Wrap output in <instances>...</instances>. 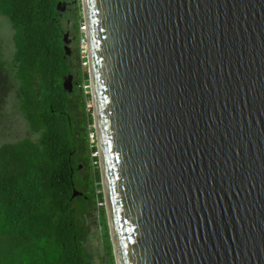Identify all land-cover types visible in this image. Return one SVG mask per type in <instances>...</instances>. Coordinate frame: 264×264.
Instances as JSON below:
<instances>
[{
  "label": "water",
  "instance_id": "obj_1",
  "mask_svg": "<svg viewBox=\"0 0 264 264\" xmlns=\"http://www.w3.org/2000/svg\"><path fill=\"white\" fill-rule=\"evenodd\" d=\"M79 1L115 264H264V0Z\"/></svg>",
  "mask_w": 264,
  "mask_h": 264
},
{
  "label": "trees",
  "instance_id": "obj_2",
  "mask_svg": "<svg viewBox=\"0 0 264 264\" xmlns=\"http://www.w3.org/2000/svg\"><path fill=\"white\" fill-rule=\"evenodd\" d=\"M60 1L0 0L14 46L6 58L0 42V83L7 78L14 89L29 133L0 146V264H88L83 216L103 203L102 192L82 191L88 179L79 175L82 154L97 162L90 157L97 150L88 144L94 130L79 124L72 106L73 87L88 73L77 74L73 84L72 56L64 50L70 28L57 11ZM69 75L71 92L63 87ZM91 124L90 109L83 126ZM93 179L98 186V168Z\"/></svg>",
  "mask_w": 264,
  "mask_h": 264
},
{
  "label": "rangeland",
  "instance_id": "obj_3",
  "mask_svg": "<svg viewBox=\"0 0 264 264\" xmlns=\"http://www.w3.org/2000/svg\"><path fill=\"white\" fill-rule=\"evenodd\" d=\"M71 9L65 14V18L69 22V36L68 43L69 50L71 52L72 60V76L74 80L77 74L88 72L87 66L83 64L81 54L83 48L81 47V29L84 26L82 19L81 5L72 4ZM77 23L76 29L73 27ZM13 31L11 25L7 19L0 17V42L2 46V54L6 58L12 53L14 46L12 41ZM79 55V58H78ZM76 82V81H75ZM75 87V88H74ZM73 87V109L76 112L77 120L79 124L88 130L93 129V124L90 126H83V120L85 114L92 108V102L90 98L89 80L82 81L79 86ZM16 94L12 87L7 85V78H3L0 83V146L8 143L18 141L29 135L27 126L21 114L18 111V102L15 98ZM83 96L82 104L78 103V98ZM92 116V109H91ZM93 132V133H92ZM88 134V144L95 146L96 139L94 131ZM93 135V141L91 136ZM97 153L91 154V158H94ZM88 158L82 154L80 163V176L88 178L86 183L82 186V191L88 195L92 192L98 194L102 192L101 181L98 186L95 185L93 179V171L98 168V161L87 162ZM99 169V168H98ZM89 180V182H88ZM96 186V189H95ZM84 226L86 232V241L84 242V251L87 257L88 264H115L111 242L107 226V218L105 212V206L103 203H96L95 207L83 216Z\"/></svg>",
  "mask_w": 264,
  "mask_h": 264
},
{
  "label": "flooded vegetation",
  "instance_id": "obj_4",
  "mask_svg": "<svg viewBox=\"0 0 264 264\" xmlns=\"http://www.w3.org/2000/svg\"><path fill=\"white\" fill-rule=\"evenodd\" d=\"M60 3H63V5H61L60 8H63L64 11L63 12V17H65V14H67V12L71 9V5L72 4H76L77 5V0H61ZM67 26H69V22H67ZM68 36H69V31H67V39L66 41L69 43L70 40L68 39ZM67 47H68V44H67ZM68 51H69V56H71V52L69 50V47H68ZM73 84L75 83L74 81V78H73Z\"/></svg>",
  "mask_w": 264,
  "mask_h": 264
},
{
  "label": "built area",
  "instance_id": "obj_5",
  "mask_svg": "<svg viewBox=\"0 0 264 264\" xmlns=\"http://www.w3.org/2000/svg\"><path fill=\"white\" fill-rule=\"evenodd\" d=\"M84 31V26L82 27V29H81V33ZM82 39H81V42H82V45H81V47L83 48V50H82V54H81V59L83 60V64L85 65V66H87L88 67V62H87V60H86V58H87V50H86V47H85V40L83 39V37H81ZM91 139H92V141H93V135L91 136Z\"/></svg>",
  "mask_w": 264,
  "mask_h": 264
},
{
  "label": "clouds",
  "instance_id": "obj_6",
  "mask_svg": "<svg viewBox=\"0 0 264 264\" xmlns=\"http://www.w3.org/2000/svg\"><path fill=\"white\" fill-rule=\"evenodd\" d=\"M96 157H97V155H96Z\"/></svg>",
  "mask_w": 264,
  "mask_h": 264
}]
</instances>
